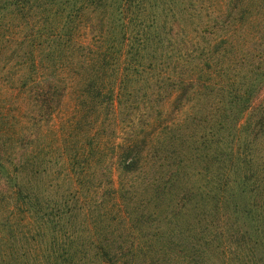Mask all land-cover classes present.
<instances>
[{"label": "trees", "instance_id": "16d2710c", "mask_svg": "<svg viewBox=\"0 0 264 264\" xmlns=\"http://www.w3.org/2000/svg\"><path fill=\"white\" fill-rule=\"evenodd\" d=\"M0 264H264V0H0Z\"/></svg>", "mask_w": 264, "mask_h": 264}]
</instances>
